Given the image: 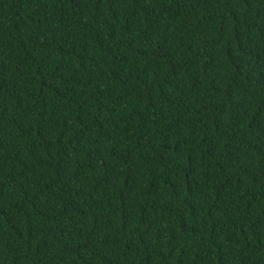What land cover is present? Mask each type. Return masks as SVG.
<instances>
[{
  "label": "trees",
  "instance_id": "obj_1",
  "mask_svg": "<svg viewBox=\"0 0 264 264\" xmlns=\"http://www.w3.org/2000/svg\"><path fill=\"white\" fill-rule=\"evenodd\" d=\"M0 264H264V0H0Z\"/></svg>",
  "mask_w": 264,
  "mask_h": 264
}]
</instances>
